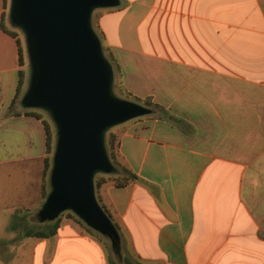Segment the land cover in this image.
Returning <instances> with one entry per match:
<instances>
[{"label":"crops","instance_id":"crops-1","mask_svg":"<svg viewBox=\"0 0 264 264\" xmlns=\"http://www.w3.org/2000/svg\"><path fill=\"white\" fill-rule=\"evenodd\" d=\"M101 10L119 89L156 107L115 128L119 159L143 181L99 190L121 252L135 264H264V0ZM4 13L0 0V264H123L67 216L51 236L21 232L52 152L46 117L22 103L26 81L17 95L24 67Z\"/></svg>","mask_w":264,"mask_h":264},{"label":"water","instance_id":"water-1","mask_svg":"<svg viewBox=\"0 0 264 264\" xmlns=\"http://www.w3.org/2000/svg\"><path fill=\"white\" fill-rule=\"evenodd\" d=\"M121 0H11L10 20L26 39L31 79L26 107L46 110L57 128L51 190L40 221L70 210L108 236L116 254L121 238L95 190L98 173L112 171L106 134L152 109L114 92V67L104 53L92 16Z\"/></svg>","mask_w":264,"mask_h":264},{"label":"rangeland","instance_id":"rangeland-1","mask_svg":"<svg viewBox=\"0 0 264 264\" xmlns=\"http://www.w3.org/2000/svg\"><path fill=\"white\" fill-rule=\"evenodd\" d=\"M10 6H11V0H6L5 13H4V19L3 20H4L5 25L10 30L15 31V33L17 34L18 39L20 40L21 49L23 51V60H24L23 67H24V73H25V81H26V85H27V83L29 84V82H30L31 74H32L28 48H27V45H26V39H25V36H24L23 32L19 28H17L16 26H14L11 23L10 13H9L10 12ZM101 9L102 8L96 9L94 11V13H93V16H92L93 26H94V28L96 29V31L98 33L100 31L98 29L97 21H98V15L102 11ZM103 48H104L105 55L107 56V58L113 64L112 58L108 54V51L104 47V45H103ZM113 67H114V65H113ZM117 82L118 81H117L116 76H115V68H114V92H115V94L117 96H119L121 98H127V99L130 98V100L139 102V103L151 108L152 111L156 108L155 105H154V102H152L153 103L152 105L145 104V103H143L144 99L143 100H136V99H132L128 95L123 94L122 91L119 89V86L117 85ZM35 109H36L37 112L41 113L43 116L46 117V119L50 122V125L52 127V151H51L52 152V156H51V161H50L51 163H50V167L46 170V173H44V177H43L44 183L46 184L45 194L48 195L50 190H51L50 175H51V171H52V167H53V156H54L55 146H56V141H57V128H56V125H55L54 121L52 120L50 114L46 110L41 109V108H35ZM115 128H116V126L112 127L106 134V149H107V152L109 154V157H110V151L112 149L111 140H110L111 137H112L111 135H114L115 133L117 134V131H115ZM110 159H111V157H110ZM111 161H112V159H111ZM45 199H46L45 195H43V202H42V199L36 198V199H34V202L32 203L31 207L28 210H26V209L23 210V212H25V213L35 211V214L31 215V213H30L29 218H30L31 221L30 220L28 221V218H27V221H26L27 223L21 224V226H20L21 227V232L26 231L28 229H48V221H50V220H48V221H40L37 218V212L42 207ZM62 216H67L69 218H72V219L80 222L87 229L91 228L81 218H79L75 213H73L70 210L64 211L62 213L61 217ZM91 229H93V228H91ZM93 231H94L95 234L99 235V237H101V239H103V241L105 242V245L107 247V251H108L109 255L110 256L116 255V253L114 252V249L112 247V243H111L110 238L108 236L100 233L99 231H97L95 229H93ZM126 250L127 249L124 248V251H126Z\"/></svg>","mask_w":264,"mask_h":264},{"label":"trees","instance_id":"trees-1","mask_svg":"<svg viewBox=\"0 0 264 264\" xmlns=\"http://www.w3.org/2000/svg\"><path fill=\"white\" fill-rule=\"evenodd\" d=\"M5 5H6V0H5ZM120 5V4H119ZM119 5L115 6L118 7ZM4 19V16H3ZM1 26L3 27V29L8 32L9 34H11L12 36L16 37L17 34L15 33V31L10 30L4 23V20L1 22ZM96 30V29H95ZM98 33V32H97ZM98 35L100 36V38L102 39L101 35L98 33ZM20 49H19V54H20V64L21 66L24 64V60H23V51L21 49V45H20V40L17 39ZM24 82H25V73L24 70L21 68L20 69V81H19V86H18V93L17 95L19 96V94L22 92L23 90V86H24ZM136 100H142L139 98H136ZM143 103L145 104H149L152 105V101L149 98L144 99ZM155 105V104H154ZM35 116H37L38 118H43L41 114L39 113H31ZM43 123L45 125V129H46V133H47V145L50 151H52V127L50 125V122L47 119H43ZM114 134V133H113ZM111 151H110V157L112 159V171L109 173H98L95 177V190H96V197L100 203V205L102 206V208L105 210V212L111 217V219L113 220V217L110 213V211L107 209L106 205L102 204L101 200H100V196H99V190L101 188V186L106 183L108 180H112L115 182V184L117 186H125L127 184H129L132 181H143L142 178L135 173L128 165H126L125 163H123L120 159H119V152H118V134H114L111 135ZM50 159L46 160L45 163V170L44 173H46V170L50 167ZM45 190H46V184L43 181V195H45V197H47V194H45ZM61 215L62 213L55 218L54 220H46L48 221V229H28L26 232L29 235H35L38 237H48L53 235L59 224H60V220H61ZM114 222V221H113ZM116 228L118 229V226L116 223H114ZM89 230L91 232H94L93 229L89 228ZM117 258L120 259L123 264H135L133 262V260L127 256V255H123L122 252L116 254Z\"/></svg>","mask_w":264,"mask_h":264}]
</instances>
